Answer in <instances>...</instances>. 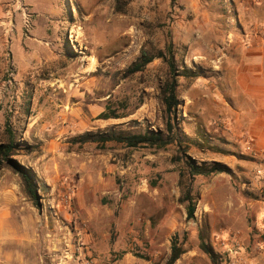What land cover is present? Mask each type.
<instances>
[{"label":"rangeland","instance_id":"1","mask_svg":"<svg viewBox=\"0 0 264 264\" xmlns=\"http://www.w3.org/2000/svg\"><path fill=\"white\" fill-rule=\"evenodd\" d=\"M235 14L225 0H0V144L11 138V159L47 188L37 206L16 173L0 170V264H165L171 241L184 238L193 264H211L199 236L219 256L234 237L254 250L240 229L243 204L263 200L264 185L254 169L245 174L256 162L230 146L211 92L224 85L227 45L255 37L231 39ZM169 45L179 103L170 135L180 146L76 143L109 128L167 135ZM142 50L166 59L128 75ZM107 112L125 117L99 119ZM183 152L225 168L193 179V220L179 203Z\"/></svg>","mask_w":264,"mask_h":264},{"label":"crops","instance_id":"2","mask_svg":"<svg viewBox=\"0 0 264 264\" xmlns=\"http://www.w3.org/2000/svg\"><path fill=\"white\" fill-rule=\"evenodd\" d=\"M225 1L236 10L231 17L235 19L234 31L229 32L231 39L239 30L245 36L254 32L255 37L251 38V43L247 37L243 43L230 42L227 45L229 57L223 70L224 85L217 84L211 92L215 98L219 96L222 99V105L215 106L222 109L225 135L231 141L230 146L255 160L254 167H245V174L254 169L257 179L254 183L260 187L264 185V44L257 39L256 33L264 24V0ZM246 204L243 206L249 219L241 224L243 240L245 244L252 241L264 245V198ZM194 254H183L178 264H183L185 259L189 264L195 263L197 254Z\"/></svg>","mask_w":264,"mask_h":264},{"label":"trees","instance_id":"3","mask_svg":"<svg viewBox=\"0 0 264 264\" xmlns=\"http://www.w3.org/2000/svg\"><path fill=\"white\" fill-rule=\"evenodd\" d=\"M172 5L175 3V0H171ZM166 51L169 53L170 58L167 61L168 69L171 74V80L166 85L164 91L163 103L165 106V114L167 118L166 122V132L167 135L164 136L160 131H145L139 134H129L125 132H117L114 128H109L105 132H84L80 137L75 139L76 143L80 145L84 144H97L104 146L108 143L121 144L129 149H137L141 147H146L150 149L162 150L167 146L177 143V140L174 139L171 135L173 133L172 124L170 119L175 115L177 107L179 105L177 96H176V67L173 61V55L171 53L170 45L166 48ZM164 58L166 56L160 51L157 55H147L143 50L140 53V56L135 60V62L129 68L127 74H136L142 72L144 68L151 63L154 59ZM186 74V73H184ZM103 113L99 116V119L108 120V119H121L125 116L114 114V112ZM9 133L8 129H6ZM171 134V135H170ZM180 146V143H177ZM15 153V144L14 141L10 138L8 143L0 144V170L4 167V164L9 167L14 173H16L21 181L23 186V192L35 205L38 206L39 202V191L47 193V188L43 184H39L36 174L22 166H19L11 157ZM182 157L180 161L182 162L184 169L186 170V175L183 173L179 179V187L181 190V196L179 198V203L185 205L186 217L188 220L194 219V213L196 210L197 199L192 194V182L195 177H209L216 174H221L225 171L223 166H213L209 169H206L202 166H198L194 160L185 155V152L181 153ZM187 177V178H186ZM264 198V192L262 194ZM264 241V237H262ZM113 240V239H112ZM186 238L182 240L180 244L176 240L171 241L170 245V255L165 264H175L183 254L186 253L184 249ZM198 250L204 254L211 264H221L219 254H216L212 247L204 242V238L199 236V245ZM117 257H120L118 255Z\"/></svg>","mask_w":264,"mask_h":264},{"label":"built area","instance_id":"4","mask_svg":"<svg viewBox=\"0 0 264 264\" xmlns=\"http://www.w3.org/2000/svg\"><path fill=\"white\" fill-rule=\"evenodd\" d=\"M247 41L251 43V39ZM221 247L225 249L220 254L221 264H264V245H257L254 250L247 251L234 237L231 240H222Z\"/></svg>","mask_w":264,"mask_h":264}]
</instances>
